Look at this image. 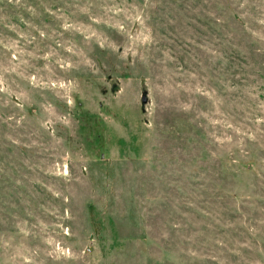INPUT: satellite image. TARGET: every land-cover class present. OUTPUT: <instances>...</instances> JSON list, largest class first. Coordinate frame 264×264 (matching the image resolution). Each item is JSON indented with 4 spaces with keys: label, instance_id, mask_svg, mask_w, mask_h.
Segmentation results:
<instances>
[{
    "label": "rangeland",
    "instance_id": "rangeland-1",
    "mask_svg": "<svg viewBox=\"0 0 264 264\" xmlns=\"http://www.w3.org/2000/svg\"><path fill=\"white\" fill-rule=\"evenodd\" d=\"M0 264H264V0H0Z\"/></svg>",
    "mask_w": 264,
    "mask_h": 264
},
{
    "label": "water",
    "instance_id": "water-1",
    "mask_svg": "<svg viewBox=\"0 0 264 264\" xmlns=\"http://www.w3.org/2000/svg\"><path fill=\"white\" fill-rule=\"evenodd\" d=\"M140 102L143 103L145 102V97L142 95L141 98H140Z\"/></svg>",
    "mask_w": 264,
    "mask_h": 264
}]
</instances>
